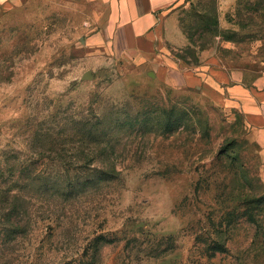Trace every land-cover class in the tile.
Instances as JSON below:
<instances>
[{"label": "rangeland", "instance_id": "obj_1", "mask_svg": "<svg viewBox=\"0 0 264 264\" xmlns=\"http://www.w3.org/2000/svg\"><path fill=\"white\" fill-rule=\"evenodd\" d=\"M178 17L212 34L173 55L206 50L264 87V0H186ZM95 35L65 0L0 9V264H264L261 122ZM88 130L109 134L115 173ZM97 236L112 242L94 257Z\"/></svg>", "mask_w": 264, "mask_h": 264}, {"label": "crops", "instance_id": "obj_2", "mask_svg": "<svg viewBox=\"0 0 264 264\" xmlns=\"http://www.w3.org/2000/svg\"><path fill=\"white\" fill-rule=\"evenodd\" d=\"M11 1L0 0V9ZM185 1L65 0L86 15V22L95 30L94 39L102 38L110 47L120 49L121 54L141 66L144 76L167 85L180 79L183 88L204 93L224 107H240L246 117L258 119L261 125L253 126V140L264 151V87L256 86L254 80L249 82L243 72L206 56V50L200 52L195 65L171 53L172 49L189 45L178 17Z\"/></svg>", "mask_w": 264, "mask_h": 264}, {"label": "trees", "instance_id": "obj_3", "mask_svg": "<svg viewBox=\"0 0 264 264\" xmlns=\"http://www.w3.org/2000/svg\"><path fill=\"white\" fill-rule=\"evenodd\" d=\"M179 23H180V26H181V21L179 20ZM182 32L184 33V35L186 36V38L188 39L189 41V45L187 46V49H192V47H197L198 45L196 44L195 40L194 39V35L195 34H200L202 35L203 33H205V30L209 31L210 34H212V29H210V27H201V28H198L196 31H195V34L194 35H189L187 34L183 28H181ZM203 51V50H202ZM174 56L182 61H184L185 63L189 64V65H195L197 64L198 60L197 58H195L193 61H188L183 55H181L179 52L175 53ZM116 126H119V123L116 125ZM103 133L105 131H102ZM80 133V132H78ZM82 136L84 137L86 135V130L82 132ZM81 134V133H80ZM87 135L89 137H92V138H89L90 139V146L87 147V149L92 152L93 150H97L98 148H101L103 153H99V155L93 157L91 156V161H97L98 163H102V164H105L107 167L111 168L112 169V172L115 173V168H114V165L113 163H111L110 161V156L107 155V153H109V151L113 152L114 151V146L113 145H110V143L107 145L106 143H104V141L102 140H99L105 136H109L108 133H105L103 134V136H100V134H98L97 132L95 131H92V130H88L87 132ZM87 136V137H88ZM101 137V138H99ZM92 143H94V148H93V145ZM95 153V152H94ZM104 170V169H103ZM108 174H111L113 175L112 173H108ZM99 178H97V180H101V179H106L107 178V173L106 172H99L98 174ZM106 177V178H105ZM95 180V181H97ZM68 190V187L66 186L62 191H63V195H67L65 193V191L67 192ZM62 194V193H61ZM264 200V199H262ZM14 231L17 232L18 231V228L15 226L14 228ZM110 242H112V240L110 238H107L105 236H97L95 237L91 244H90V247H89V250H92V256L94 257H98L99 255V250L100 248L103 246V245H107L109 244Z\"/></svg>", "mask_w": 264, "mask_h": 264}, {"label": "water", "instance_id": "obj_4", "mask_svg": "<svg viewBox=\"0 0 264 264\" xmlns=\"http://www.w3.org/2000/svg\"><path fill=\"white\" fill-rule=\"evenodd\" d=\"M84 79L90 80L92 78L91 72H86L83 76Z\"/></svg>", "mask_w": 264, "mask_h": 264}]
</instances>
